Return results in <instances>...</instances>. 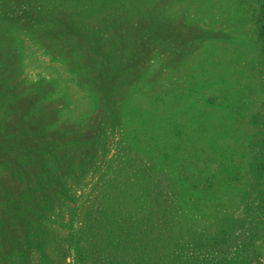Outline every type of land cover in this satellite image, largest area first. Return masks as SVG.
Here are the masks:
<instances>
[{
    "label": "rangeland",
    "instance_id": "obj_1",
    "mask_svg": "<svg viewBox=\"0 0 264 264\" xmlns=\"http://www.w3.org/2000/svg\"><path fill=\"white\" fill-rule=\"evenodd\" d=\"M259 6L0 0V264H264Z\"/></svg>",
    "mask_w": 264,
    "mask_h": 264
},
{
    "label": "trees",
    "instance_id": "obj_2",
    "mask_svg": "<svg viewBox=\"0 0 264 264\" xmlns=\"http://www.w3.org/2000/svg\"><path fill=\"white\" fill-rule=\"evenodd\" d=\"M259 11H260V13L262 14V15H264V0H260V6H259ZM261 38H262V40H263V43H264V28L263 29H261ZM258 228V227H257ZM263 228H264V226H263ZM264 232V231H263ZM262 232V233H263ZM257 233H261V230L259 231V232H257ZM262 235V234H261Z\"/></svg>",
    "mask_w": 264,
    "mask_h": 264
}]
</instances>
